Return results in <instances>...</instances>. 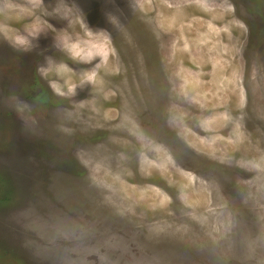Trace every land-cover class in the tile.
Returning <instances> with one entry per match:
<instances>
[{
  "label": "rangeland",
  "instance_id": "1",
  "mask_svg": "<svg viewBox=\"0 0 264 264\" xmlns=\"http://www.w3.org/2000/svg\"><path fill=\"white\" fill-rule=\"evenodd\" d=\"M0 264H264V0H0Z\"/></svg>",
  "mask_w": 264,
  "mask_h": 264
},
{
  "label": "clouds",
  "instance_id": "2",
  "mask_svg": "<svg viewBox=\"0 0 264 264\" xmlns=\"http://www.w3.org/2000/svg\"><path fill=\"white\" fill-rule=\"evenodd\" d=\"M99 31H102V32H104V30H99Z\"/></svg>",
  "mask_w": 264,
  "mask_h": 264
}]
</instances>
